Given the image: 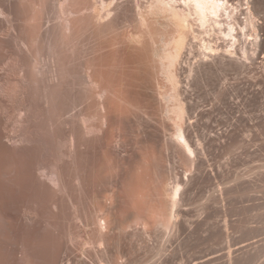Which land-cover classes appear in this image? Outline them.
<instances>
[{
	"label": "bare ground",
	"instance_id": "bare-ground-1",
	"mask_svg": "<svg viewBox=\"0 0 264 264\" xmlns=\"http://www.w3.org/2000/svg\"><path fill=\"white\" fill-rule=\"evenodd\" d=\"M120 1L0 0V264H59L64 226L76 257L106 245L95 237L100 220L84 237L81 202L102 171L116 209L128 200V181L145 180L151 160L133 165V140L142 135L134 119H156L168 137L163 147L193 164L182 65L216 55L221 36L232 55L250 60L264 51L258 0H130L122 31L114 26ZM128 22L138 31L128 32ZM185 73L193 87L195 69ZM181 188L163 181L160 200L147 204L138 191L131 203L146 206L148 214H137L145 225L171 231Z\"/></svg>",
	"mask_w": 264,
	"mask_h": 264
},
{
	"label": "rangeland",
	"instance_id": "rangeland-1",
	"mask_svg": "<svg viewBox=\"0 0 264 264\" xmlns=\"http://www.w3.org/2000/svg\"><path fill=\"white\" fill-rule=\"evenodd\" d=\"M119 4L114 26L122 31L132 4L130 0ZM258 9L264 40V0H258ZM137 31L138 25L128 22V32ZM223 38L213 40L221 49L216 55L182 65L185 71L193 67L198 81L188 86L183 71V89L192 107L187 136L197 147L193 164L163 147L168 137L156 119H134L142 135L139 142L133 140L138 143L133 165L145 166L144 158L151 160L145 166V180L128 181V200L122 203V209L113 206L115 187L109 175L104 176L102 171L94 190L87 181L88 191L81 202L84 237L93 235L88 223L100 220L104 232L94 235H104L108 243L87 245L76 257L69 227L64 226L59 243L68 250L61 253L59 264H264V51L247 60L230 54L232 43ZM112 150L124 154L117 143ZM163 181L170 189L176 184L182 186L178 217L171 231L145 225L137 214H148L146 206L138 209L131 203L138 191L147 204L160 200L156 188ZM106 218L114 222L113 226L108 227Z\"/></svg>",
	"mask_w": 264,
	"mask_h": 264
}]
</instances>
